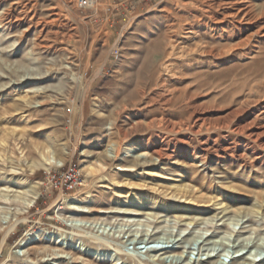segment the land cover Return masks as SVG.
I'll return each mask as SVG.
<instances>
[{"label":"rangeland","instance_id":"1","mask_svg":"<svg viewBox=\"0 0 264 264\" xmlns=\"http://www.w3.org/2000/svg\"><path fill=\"white\" fill-rule=\"evenodd\" d=\"M178 9L0 0V264H264V157L227 132L264 106L263 32L238 47ZM47 155L63 165L30 170ZM69 169L79 183L52 188Z\"/></svg>","mask_w":264,"mask_h":264},{"label":"bare ground","instance_id":"2","mask_svg":"<svg viewBox=\"0 0 264 264\" xmlns=\"http://www.w3.org/2000/svg\"><path fill=\"white\" fill-rule=\"evenodd\" d=\"M253 1L254 0H179V9H178L179 12H176V14L178 15V18L180 17V19L186 22L185 25H190L191 27H194V28L195 26L200 25L204 28L206 27L212 28L214 33L215 32L217 33V29L221 27L222 29L221 37L222 38L225 39V38H229L234 35V38L235 37L240 38L237 46L243 47L247 44L248 41L251 40L254 34H257V33L261 34L263 32V35H264V22H262L260 26L257 25L261 17V14L259 17V15L256 13L257 11L254 10V5H252L254 3ZM254 25L258 27L255 28L256 30L251 32L250 27ZM226 27H231L232 34H230L227 31V29H225ZM248 31L250 32L244 35V33ZM223 50H226V48ZM211 51L212 50H210V52ZM218 52H223V51L220 50ZM263 116H264V106H261L258 109V113L253 114L252 118L247 120L245 123L240 124V125H237V124L230 125L229 124V126H227L228 133H234L236 135H240V137L243 136L242 140L246 142L245 146L248 147V151H250L251 155H253L255 159H262L264 157V124H263L264 122L262 121L263 123H261V118ZM62 165H63V162L61 160L56 159L55 157L51 155H47V156H43L42 159L32 160L31 163L29 164V168L30 170H33L34 168L40 167L48 171L54 167H61ZM36 184L37 183H27L26 184L25 189L27 192L23 200L24 208H30L34 200L37 198L38 194H37ZM67 205L73 213L79 211L78 201L76 200L68 201ZM100 213H106V212L101 211ZM81 226L86 227V225H81ZM3 228L5 227H3L2 224H0V231H2V233H3ZM77 232L79 231L71 230L69 234H75ZM88 237L90 241L95 245L105 246L109 248H117L119 250H122L123 245L118 246L113 241L109 240L108 238H104L103 236L101 237L98 234L89 235ZM30 243L31 242L28 240V238L27 239L21 238L16 242L15 247L18 248V251L21 252V254L23 255V253L27 252V248L30 245ZM60 246L61 247L59 248L61 252L68 251L66 247L61 245V242H60ZM52 251L53 249H50V252ZM130 258L133 262L144 264L140 262L139 260H135V258L131 256ZM96 259L97 258L95 259L92 258L89 260L92 262L95 261V263H97V260L100 262L105 261L103 258H99L97 260ZM115 260H116L115 258H109V261L114 262L113 264H118L117 263L118 261L116 262Z\"/></svg>","mask_w":264,"mask_h":264},{"label":"built area","instance_id":"3","mask_svg":"<svg viewBox=\"0 0 264 264\" xmlns=\"http://www.w3.org/2000/svg\"><path fill=\"white\" fill-rule=\"evenodd\" d=\"M97 0H75L79 8H89L95 5ZM48 181L52 185V188L59 191H69L73 189L80 179L79 173L75 169H69L59 175L55 173H48Z\"/></svg>","mask_w":264,"mask_h":264}]
</instances>
